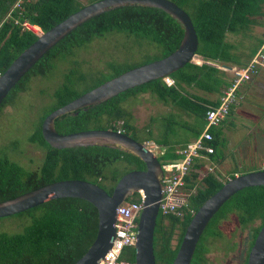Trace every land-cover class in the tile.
Here are the masks:
<instances>
[{"label":"trees","instance_id":"1","mask_svg":"<svg viewBox=\"0 0 264 264\" xmlns=\"http://www.w3.org/2000/svg\"><path fill=\"white\" fill-rule=\"evenodd\" d=\"M93 1L96 0H89L88 3ZM172 1L189 14L198 37L196 53L202 59L190 60L182 68L170 73L168 76L174 80L172 85H167L163 78L153 79L103 102L57 116L54 123L58 132L69 133L90 128L117 130L115 122L121 121L120 127L124 133L140 142L152 139L165 146L166 151L162 159L177 157L175 149L179 146L174 147L166 139H156L149 129L146 135L139 137L131 123L132 114L124 107L129 98L141 93H150L193 117L190 124H180L183 128H191L195 123L191 139H188L192 140L200 135L205 127L206 110L218 103V95L231 80L229 71L221 68L229 64L231 57L225 35L251 23L250 16L255 13V3L259 0ZM16 3L18 6H15ZM84 4L86 3L82 0H0L1 73L20 52L37 39L32 30L22 27L21 21L27 20L45 31ZM110 32L133 35L139 40L145 39L155 44L162 52L161 57H164L180 44L183 26L166 11L147 5L127 4L98 13L68 32L37 60L8 93L0 105V111L5 105L14 102L20 92L27 90L32 78H48L57 64L71 58L76 49L83 48ZM152 60L154 59L146 62ZM209 61L217 62L221 66ZM134 66L137 65L126 61H112L107 64L108 72L90 73L82 70L78 62H73L68 71L63 73L62 83L50 94L53 104L38 119L28 136L29 141L45 150L41 165L36 169H28L12 159L7 152H0V202L63 179L88 180L111 193L123 174L132 169L145 168L144 162L126 149L98 144L54 148L46 142L41 133L42 120L53 109ZM170 116L176 119L173 114ZM221 125L209 128L213 138L207 143L214 147V152L208 154L207 159L215 163L225 159L224 153H217V149L224 147L228 140ZM203 168V162L197 159L193 170L186 176L185 187L193 191L183 216H164L159 211L153 241L156 264L172 263L193 214L225 181L219 174L216 176ZM196 169L203 170V173L197 172ZM236 169L235 165L234 173L237 172ZM257 169L260 167L252 163L246 165L240 174ZM234 173L230 177H234ZM137 196L138 194L134 193L127 200L136 199ZM230 214L237 217L241 227L248 226L257 219L261 223L264 222V185L245 187L220 207L201 235L190 264H211L206 257L209 241L221 236L218 225ZM13 215H26L30 222L21 231H0V264H72L88 250L97 234V209L82 198L58 197ZM249 227L252 229L251 225ZM177 228L180 229L177 242L172 246ZM259 230L260 225L253 227L242 264H247L249 250ZM120 259L134 264V247L125 248Z\"/></svg>","mask_w":264,"mask_h":264},{"label":"water","instance_id":"2","mask_svg":"<svg viewBox=\"0 0 264 264\" xmlns=\"http://www.w3.org/2000/svg\"><path fill=\"white\" fill-rule=\"evenodd\" d=\"M127 4L153 6L170 14L183 26L180 44L170 54L129 68L53 109L42 120L41 133L46 142L54 148L98 144L126 149L137 155L144 162L145 168L132 169L123 174L115 183L111 193L88 180L63 179L0 202V217L16 214L58 197H77L93 204L98 214L96 237L88 250L72 264L98 263L111 246L115 233L116 207L138 191L143 193V208L138 219L134 264H156L153 241L162 196V168L158 157L151 153L143 142L129 134L111 128H90L60 133L56 130L55 118L81 107L103 102L150 80L163 78L182 68L190 60L201 58L196 53L197 33L189 14L172 0H96L84 4L51 28L42 31L37 39L20 52L0 75L1 105L31 66L63 36L92 16ZM209 62L217 64V62ZM256 185H264L263 168L235 175L225 181L201 204L190 219L171 264H190L201 235L220 207L239 190ZM247 264H264V223L249 250Z\"/></svg>","mask_w":264,"mask_h":264},{"label":"rangeland","instance_id":"3","mask_svg":"<svg viewBox=\"0 0 264 264\" xmlns=\"http://www.w3.org/2000/svg\"><path fill=\"white\" fill-rule=\"evenodd\" d=\"M82 2L88 3L89 0H82ZM161 54V50L155 44L120 32L107 33L103 38L95 39L89 45L76 49L71 58L62 60L57 64L51 76L32 78L27 90L20 92L14 102L1 109L0 152H7L12 159L28 169H36L41 165L45 150L36 143L29 141L28 136L32 133L38 119L53 104L50 94L62 83L63 73L68 71L74 61L78 62L81 69L86 72L106 73L108 72V62L126 61L131 65H138L149 59H158ZM257 106L260 108V114L264 115V102ZM124 107L131 112V123L136 128L139 137L146 135L149 129L152 136L157 137L156 139H166L169 144L174 145L187 140L193 134L192 127L195 126V123L191 125V128H189L190 126L183 128L180 125L181 122L190 124L193 117L182 113L172 103L162 102L150 93H141L136 97L129 98L124 103ZM171 113L178 121L170 116ZM237 117L238 119H236ZM245 117H240V114L236 115L234 112L232 118L240 128L235 134L228 131L229 144L227 143L224 147L220 146L217 149L218 155L225 154V159L220 163L208 162L212 169L225 180L234 173L235 165L237 166L235 171L239 174L246 165L252 163L260 169L264 166V148L256 145L254 146L256 149H254L249 140L259 134V131L264 132V121L262 118L252 120L249 118L251 117L249 114ZM115 123L118 129H121L122 122L117 121ZM224 129L228 128L226 126L223 128L224 135H226ZM242 133L244 137L239 139L238 136ZM243 142H247V144L245 145ZM157 156L159 160H162V155L158 154ZM29 222L30 218L26 215L1 217L0 231H21ZM219 230L221 236L209 241V251L206 254L208 263L242 264L251 238L249 226L240 227L237 217L230 214L219 223ZM178 233L179 229L177 228L172 239V246L177 242Z\"/></svg>","mask_w":264,"mask_h":264},{"label":"built area","instance_id":"4","mask_svg":"<svg viewBox=\"0 0 264 264\" xmlns=\"http://www.w3.org/2000/svg\"><path fill=\"white\" fill-rule=\"evenodd\" d=\"M15 6H18V3ZM15 21L19 22L18 20ZM20 24L22 27L32 30L37 36L42 32L41 29L27 20L21 21ZM263 64L264 29L262 42L255 55L244 66L230 70L231 80L219 94L218 103L209 106L206 110L205 127L200 135L177 147L175 149L177 157L159 160L162 168V196L159 202V211L162 215L183 216L185 208L188 206V198L193 191L187 190L185 187L186 176L193 170L195 161L199 159L203 162V170H212L207 159L208 154L214 152V147L207 143L213 138L209 128L222 124L229 115L231 106L238 98L240 87L249 82ZM163 80L167 85L174 83V80L168 75L164 76ZM117 130L123 132L121 129ZM143 144L155 156L165 154L166 147L153 140H146ZM203 170L196 169L200 173H203ZM136 193L138 194L136 199L125 200L116 207L115 233L111 246L97 264H129L127 261L121 260L120 256L125 248L134 247L137 240L138 219L143 208V193L142 191Z\"/></svg>","mask_w":264,"mask_h":264},{"label":"crops","instance_id":"5","mask_svg":"<svg viewBox=\"0 0 264 264\" xmlns=\"http://www.w3.org/2000/svg\"><path fill=\"white\" fill-rule=\"evenodd\" d=\"M255 8V13L250 16V24L248 23V25L244 26L240 30L229 31L225 35V42L228 45L229 55L231 56L229 64L224 66H221L218 63L212 64L216 66H221V68L228 70L231 74V69L244 66L255 55L262 42V31L264 29V0H259L258 2H256ZM262 102H264V64L263 66L259 67L258 72L252 77L249 82L243 84L240 87L237 100L231 106L229 115L222 122L223 128L225 126L228 128L224 129L228 139V144L230 138L228 137V131L235 134V132H237L240 128L234 123V119L232 118L234 112H236V115L240 114V117H245L247 114H249L251 115V117L249 118H251L252 120H259L262 118V121H264V115L260 114V108L257 106L258 104L261 105ZM236 119H238V117ZM241 119L246 120L244 118ZM243 137V133L238 136L239 139ZM190 139H187L183 142L175 143L174 147L183 145ZM249 140L250 145H252L254 149H256L254 147L256 145H260L264 148L263 131H259V134ZM243 143L245 145L247 144V142Z\"/></svg>","mask_w":264,"mask_h":264},{"label":"flooded vegetation","instance_id":"6","mask_svg":"<svg viewBox=\"0 0 264 264\" xmlns=\"http://www.w3.org/2000/svg\"><path fill=\"white\" fill-rule=\"evenodd\" d=\"M262 168H264V166L262 167ZM210 172H213L216 176L218 175L213 169L212 170H210ZM221 179H223V178H221ZM191 212H193V210L191 209ZM226 219V218H225ZM224 220V219H223ZM222 222V221H221ZM263 223L264 222H262L261 223V221L259 220V219H257L256 221H254V222H252L251 224H249V225H251V227H252V229H253V227H256V226H258V225H260V228H261V226L263 225ZM248 225V226H249ZM240 226V225H239ZM218 227H219V225H218ZM241 227V226H240ZM250 228V227H249ZM179 229V228H178ZM251 229V228H250ZM252 229H251V232H252ZM179 231H180V229H179ZM251 237V236H250ZM251 239V238H250ZM249 239V240H250Z\"/></svg>","mask_w":264,"mask_h":264},{"label":"clouds","instance_id":"7","mask_svg":"<svg viewBox=\"0 0 264 264\" xmlns=\"http://www.w3.org/2000/svg\"><path fill=\"white\" fill-rule=\"evenodd\" d=\"M158 159H159V158H158ZM209 161H210V160H209ZM209 161H208V162H209ZM211 162H212V161H211ZM235 173H236V172H235ZM235 173H234V176H235ZM238 174H239V173H237V175H238ZM229 178H231V177H229ZM229 178L227 177L226 179L228 180ZM227 180H225V181H227ZM225 181H224V182H225ZM193 215H194V214H193Z\"/></svg>","mask_w":264,"mask_h":264}]
</instances>
